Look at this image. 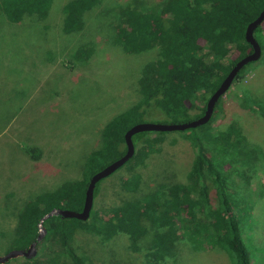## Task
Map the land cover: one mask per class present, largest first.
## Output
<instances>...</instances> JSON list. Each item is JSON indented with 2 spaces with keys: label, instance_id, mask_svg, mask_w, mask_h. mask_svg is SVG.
Wrapping results in <instances>:
<instances>
[{
  "label": "trees",
  "instance_id": "16d2710c",
  "mask_svg": "<svg viewBox=\"0 0 264 264\" xmlns=\"http://www.w3.org/2000/svg\"><path fill=\"white\" fill-rule=\"evenodd\" d=\"M52 1L1 0L0 9L11 22L20 21L25 13L45 18ZM100 1L67 0L62 8L63 31H80L85 13ZM263 8L264 0H162L150 7L135 2L117 6L113 42L129 54L156 49L158 55L142 67L139 99L103 126L101 144L87 155L82 177L24 203L12 239L14 248L26 249L36 240L39 219L54 207L82 209L91 176L126 152L124 135L130 127L147 119L182 123L202 116L209 97L232 67L251 53L245 30ZM253 35L261 46L259 59L264 60V20ZM84 49L76 50L73 57H87L93 51L92 46ZM253 63L244 65L233 81L243 78ZM223 95L207 123L183 130L194 152L184 182L158 183L154 190L104 211L91 208L87 220L49 217L43 222L46 233L37 243L36 255L24 257L23 264H88L87 257L73 245L78 229L95 233L103 241L117 233L126 234L132 252L145 249L144 261L134 264H175L170 259L180 241L188 242L195 251L219 250L231 264H262L263 249L251 246L245 233L251 229L252 208L262 191L252 189V173L264 172V153L235 121L224 129H213ZM242 106L264 119V97H246ZM193 108L200 111L191 114ZM158 116L161 118H155ZM165 134L141 131L132 135L131 167L159 151ZM140 180L141 174L134 172L123 180V187L136 192Z\"/></svg>",
  "mask_w": 264,
  "mask_h": 264
},
{
  "label": "rangeland",
  "instance_id": "374dc122",
  "mask_svg": "<svg viewBox=\"0 0 264 264\" xmlns=\"http://www.w3.org/2000/svg\"><path fill=\"white\" fill-rule=\"evenodd\" d=\"M66 1L53 0L45 18L25 13L18 22L8 20L0 9V256L16 249L12 239L25 201L82 177L87 155L101 144L103 126L139 99L142 67L158 55L156 49L124 52L113 42L112 22L117 6L135 2L150 7L162 0H101L85 13L83 28L72 33L62 28ZM90 46L93 51L87 57H73L79 48ZM246 97H264V60L254 61L243 78L232 82L212 127L224 129L235 121L264 153V119L242 106ZM199 111L193 108L190 113ZM193 157L187 133L167 131L160 150L142 164L131 167L132 159L100 181L92 208L104 211L154 190L158 183L184 182ZM134 172L141 174L136 192L123 187V180ZM252 175V189L262 191L245 237L264 254V186L259 185L264 184V172ZM73 245L88 264L144 261L145 249L132 252L124 233L103 241L95 233L78 229ZM172 260L175 264H231L225 253L195 251L185 241L179 242ZM23 261L24 257H17L5 264Z\"/></svg>",
  "mask_w": 264,
  "mask_h": 264
},
{
  "label": "water",
  "instance_id": "95a60500",
  "mask_svg": "<svg viewBox=\"0 0 264 264\" xmlns=\"http://www.w3.org/2000/svg\"><path fill=\"white\" fill-rule=\"evenodd\" d=\"M263 20H264V8L259 13V15L247 25L245 30V40L252 46L251 53L241 58L232 67V69L229 71V73L220 83V85L215 90V92L209 97L207 101L206 109L202 116L194 120L183 123L140 122L130 127L124 135L126 152L120 158L111 162L103 169L99 170L98 172H96L91 176L85 191V199L82 209L80 211H74L71 209L54 207L53 209L45 213L39 219L38 234L36 240L30 243V245L26 249H19V248L11 249L5 255L0 256V264H5L7 261L17 257H25L28 259L34 257L37 253V243H39L43 239L46 233V229L43 226V222L49 217L54 215H61L66 218H77L81 220H87L93 204L94 189L96 183L99 180L112 174L115 170H117L122 165H124L133 156L135 147L132 141V135L141 131H165V132L175 131V130L183 131L185 129L195 128L207 123L212 116L216 101L230 87L239 70L247 63L254 62L261 57V52H262L261 46L258 43V41L254 38L253 31L258 25L262 23Z\"/></svg>",
  "mask_w": 264,
  "mask_h": 264
},
{
  "label": "crops",
  "instance_id": "0c3cea01",
  "mask_svg": "<svg viewBox=\"0 0 264 264\" xmlns=\"http://www.w3.org/2000/svg\"><path fill=\"white\" fill-rule=\"evenodd\" d=\"M25 202H26V201H25ZM23 206H24V205H23ZM23 206H22V207H23Z\"/></svg>",
  "mask_w": 264,
  "mask_h": 264
}]
</instances>
